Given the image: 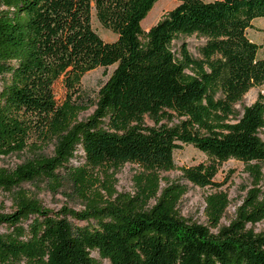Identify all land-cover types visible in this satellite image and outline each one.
Instances as JSON below:
<instances>
[{"label":"trees","instance_id":"16d2710c","mask_svg":"<svg viewBox=\"0 0 264 264\" xmlns=\"http://www.w3.org/2000/svg\"><path fill=\"white\" fill-rule=\"evenodd\" d=\"M178 1L146 31L158 0H0V157L40 152L0 166V191L14 198L13 212L0 214V264H264V229L253 228L264 221V92L242 104L264 85V56L248 34L264 0ZM93 10L117 40L93 28ZM188 37L203 39L198 56ZM114 65L95 111L79 121L89 108L78 101L84 75ZM50 144L54 155H44ZM183 145L211 161L184 168L197 186H216L230 159L252 175L228 225L224 200L201 224L179 212L181 185L157 197ZM127 163L148 174L152 194L117 192L112 181ZM42 179L89 192L85 208L51 210L19 189Z\"/></svg>","mask_w":264,"mask_h":264},{"label":"rangeland","instance_id":"374dc122","mask_svg":"<svg viewBox=\"0 0 264 264\" xmlns=\"http://www.w3.org/2000/svg\"><path fill=\"white\" fill-rule=\"evenodd\" d=\"M178 4V0H158L147 17L142 21L143 29L146 31L149 30ZM92 25L105 41L114 42L117 40V34L112 30L106 29L99 22L95 10H93L92 14ZM248 34L252 41L260 45L259 56L263 57L264 18L256 19L254 26L249 29ZM184 42L189 45L190 52L198 56V48L204 41L197 37H188L184 39ZM176 47L178 48V43H176ZM115 67V65L107 68L98 67L84 75L81 83L82 98L78 99V101L81 104L88 105L89 108L80 113L78 117L79 121H86L93 114L100 91L110 78ZM65 90L62 82L56 84L55 92L59 101H63L66 93ZM260 92H264V85L252 88L244 96L242 104L247 106L253 104L257 100ZM240 107L238 105V108ZM146 120L148 124H153L150 119L147 118ZM54 147V144H50L42 150L43 154L47 156L54 155ZM39 154L40 152L35 153L34 151L26 150L23 153L10 154L8 156L2 155L0 157V166L12 170L29 158ZM174 160V169L160 173V190L158 191L157 197L161 196L162 191L168 186L174 183L181 185L183 191L177 208L184 218L192 222L208 224L213 214L217 211L221 203H223L222 200H224L225 210L220 225H228L235 217L238 207L243 204L248 191L255 186L253 177L247 171L245 165L235 159H230L219 166L214 178L216 186L202 188L193 184L184 176V168H190L201 163L209 164L211 162L202 151L193 145H183L181 148L176 149L174 152ZM112 172L113 170L111 169L109 173ZM101 179L109 184L105 176H101ZM112 182L118 193H127L132 196H137L140 190H145L146 195H150L154 191L148 174L135 164L127 163L121 167L115 175V180ZM19 189L25 190L28 195L41 201L45 207L55 211L60 210L64 206L75 210H82L85 208V202L89 197V192H84L81 188L78 189L70 180L58 182H50L45 179L35 180L33 182L23 183ZM156 199V197L151 198L150 203L154 204ZM13 210V195L0 191V214L12 213ZM83 224L81 223V225ZM253 228L257 232L263 230L264 221L257 223ZM1 229L4 230V227ZM213 231L215 232L217 229L213 228ZM93 255L99 258L98 253H93ZM104 262L107 263L106 260Z\"/></svg>","mask_w":264,"mask_h":264}]
</instances>
